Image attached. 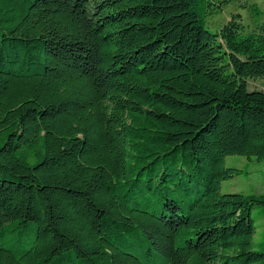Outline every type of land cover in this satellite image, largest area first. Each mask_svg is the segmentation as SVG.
Segmentation results:
<instances>
[{
  "label": "trees",
  "instance_id": "1",
  "mask_svg": "<svg viewBox=\"0 0 264 264\" xmlns=\"http://www.w3.org/2000/svg\"><path fill=\"white\" fill-rule=\"evenodd\" d=\"M227 1L0 0V264H264V193L220 192L264 159V20L210 31Z\"/></svg>",
  "mask_w": 264,
  "mask_h": 264
},
{
  "label": "rangeland",
  "instance_id": "2",
  "mask_svg": "<svg viewBox=\"0 0 264 264\" xmlns=\"http://www.w3.org/2000/svg\"><path fill=\"white\" fill-rule=\"evenodd\" d=\"M233 15L239 17L236 20L241 22L243 32L247 33L255 24L264 20V0H228L220 9L208 15L205 27L215 32ZM246 86L248 90L264 91V76L247 78ZM225 166L236 168L239 173L223 180L220 183V192L264 193V159H257L254 156L227 155ZM252 216L257 225L254 235V241H257L264 236V208L254 207Z\"/></svg>",
  "mask_w": 264,
  "mask_h": 264
}]
</instances>
